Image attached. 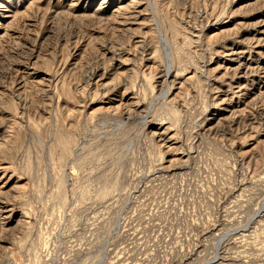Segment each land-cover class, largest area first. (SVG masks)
I'll use <instances>...</instances> for the list:
<instances>
[{
  "label": "rangeland",
  "instance_id": "1",
  "mask_svg": "<svg viewBox=\"0 0 264 264\" xmlns=\"http://www.w3.org/2000/svg\"><path fill=\"white\" fill-rule=\"evenodd\" d=\"M0 264H264V0H0Z\"/></svg>",
  "mask_w": 264,
  "mask_h": 264
},
{
  "label": "bare ground",
  "instance_id": "2",
  "mask_svg": "<svg viewBox=\"0 0 264 264\" xmlns=\"http://www.w3.org/2000/svg\"><path fill=\"white\" fill-rule=\"evenodd\" d=\"M91 78V77H90Z\"/></svg>",
  "mask_w": 264,
  "mask_h": 264
}]
</instances>
